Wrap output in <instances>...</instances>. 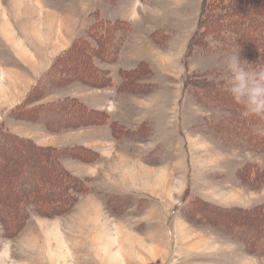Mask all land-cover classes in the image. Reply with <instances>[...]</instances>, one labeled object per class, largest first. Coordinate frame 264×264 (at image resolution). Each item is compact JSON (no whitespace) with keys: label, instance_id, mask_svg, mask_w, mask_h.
<instances>
[{"label":"rangeland","instance_id":"1","mask_svg":"<svg viewBox=\"0 0 264 264\" xmlns=\"http://www.w3.org/2000/svg\"><path fill=\"white\" fill-rule=\"evenodd\" d=\"M202 2L0 0V125L38 146L80 144L101 155L79 153L92 163L63 160L88 187L70 212L32 213L17 233L0 223V264H264V255L250 253L231 225L234 220L257 225L264 176L257 184L239 169L247 164L264 169V153L209 130L208 120L224 112L200 104L185 85L188 72L227 78L222 61L233 52L206 46L188 52ZM105 19H120L128 30L117 33V39L124 37L117 60L99 65L110 70L115 86L120 69L145 61L157 85L153 92L139 97L79 83L56 89L40 79L71 39L86 37L90 26ZM35 87L40 99L34 101ZM68 95L108 108L123 125L117 138L109 126L50 131L28 108ZM143 122L148 130L131 133ZM8 157L4 170L17 159L13 153ZM0 194L7 198L13 192ZM206 205L224 210L221 219L204 216Z\"/></svg>","mask_w":264,"mask_h":264},{"label":"trees","instance_id":"2","mask_svg":"<svg viewBox=\"0 0 264 264\" xmlns=\"http://www.w3.org/2000/svg\"><path fill=\"white\" fill-rule=\"evenodd\" d=\"M101 26L109 27L100 31ZM125 26V22L120 19L97 20L87 30L86 37L72 40L40 79H49L48 85L56 89L79 83L97 89L115 87L117 94L129 93L139 97L153 92L157 85L150 81L153 71L147 62L140 61L132 69H120V81L115 86L110 70L99 65L100 62L112 63L117 60L124 38L119 36L117 39V33L127 31L128 27ZM205 46L209 50L221 47L231 52L240 51V59L252 63V67L264 65V0H203L198 27L188 52ZM226 79L215 81L206 75L188 72L185 85L200 104H209L224 112L218 118L208 120L209 130L219 132L228 142L264 153V120L242 115L241 105L225 89ZM36 90L35 87L30 94L34 101L40 99L35 94ZM28 108H33L31 110L45 119L48 130L53 132L109 126L111 136L117 138L123 127L107 110L90 106L78 96L68 95L40 107ZM58 113L75 118L62 121L56 118ZM147 123L143 122L138 130H131V133L139 134L143 127L148 130L144 126ZM81 152L93 153L97 158L101 156L95 149L80 144L64 148L38 146L31 139L23 138L0 125V193L4 189L13 192L7 198L0 196V223L6 231H20L32 213L58 217L70 212L88 187L87 180L72 172L63 160L72 158L92 163L79 155ZM12 153L17 159L9 169L4 170L7 158ZM37 172H44V176ZM240 173L259 184L264 169L247 164L239 169ZM111 204L107 202L114 212L115 207ZM206 206L208 209H201L205 212L203 215L209 214L215 218V214H218L220 218V212H224L217 207ZM255 211L257 225L241 220H234L231 225L244 236L239 240H243L250 253L264 255V205L257 206ZM221 223L229 228L223 220Z\"/></svg>","mask_w":264,"mask_h":264},{"label":"clouds","instance_id":"3","mask_svg":"<svg viewBox=\"0 0 264 264\" xmlns=\"http://www.w3.org/2000/svg\"><path fill=\"white\" fill-rule=\"evenodd\" d=\"M239 52L227 55L222 61L227 73L225 89L241 105L244 117L264 120V65L252 67V63L240 59Z\"/></svg>","mask_w":264,"mask_h":264},{"label":"crops","instance_id":"4","mask_svg":"<svg viewBox=\"0 0 264 264\" xmlns=\"http://www.w3.org/2000/svg\"><path fill=\"white\" fill-rule=\"evenodd\" d=\"M72 40H73V39L70 40L69 44H68L66 47H68V46L71 44ZM64 50H65V49H64ZM119 81H120V80L116 81L115 85H117V83H118ZM88 87H89V86H88ZM90 88H91V87H90ZM111 88L113 89V92L116 93L115 87H111ZM95 89H97V88H95ZM97 90H103V89H97ZM116 94H117V93H116ZM124 94H125V93H124ZM87 104H88V103H87ZM90 106H92V105H90ZM93 107H95V108H99V109H105V110H107V111L111 114V112L109 111V109L106 108V107H96V106H93ZM85 146H86V145H85Z\"/></svg>","mask_w":264,"mask_h":264}]
</instances>
